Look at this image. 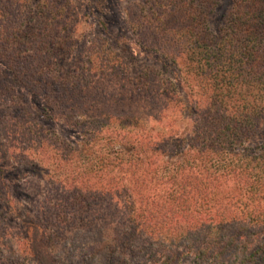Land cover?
<instances>
[{"label": "trees", "instance_id": "16d2710c", "mask_svg": "<svg viewBox=\"0 0 264 264\" xmlns=\"http://www.w3.org/2000/svg\"><path fill=\"white\" fill-rule=\"evenodd\" d=\"M62 2L35 3L31 20L40 23L39 37L56 32L54 25L57 34L71 25L74 29L77 15H68ZM214 5L215 0H143L127 14L134 32L150 30L168 42L157 50L167 64L175 63L178 83L197 85L191 129L185 136L178 127L169 128L170 123L162 126L163 113L175 112L170 108L180 99L174 83L156 72L151 96L159 107L152 118L157 127H152L151 114L146 119L139 113L96 115L69 105L85 102L83 95L93 82L89 76L105 72L97 54L81 66V73L65 80L61 75L58 84L37 65L28 72V67L20 70L12 63L14 83L26 84L33 98L56 93V100L41 107L40 117L32 112L23 118L15 134L26 131L25 149L40 151L46 167L55 169L49 181L56 185L52 209L58 222L49 229L47 223L28 221L14 239L0 238V264H181L187 255L188 264H264V238L249 247L252 235L264 230V141L257 149L244 146L259 135L256 120L264 116V0H233L220 19L216 40L208 27ZM31 20L17 21L14 34L31 27ZM31 40L26 57L45 59L50 50L45 41L34 34ZM13 48L12 58L19 60L22 43ZM57 102L66 106L68 123L82 127L79 139L87 134L89 146L96 140L112 146L98 156L92 151V158L81 163L73 155L78 149L55 145L54 131L42 126L40 118L52 119ZM100 118L105 122L96 129ZM62 149L67 152L59 153ZM96 199L121 207L124 219H102L104 215L91 209L80 213ZM116 223L120 232L112 227ZM102 235L109 243L105 247Z\"/></svg>", "mask_w": 264, "mask_h": 264}, {"label": "rangeland", "instance_id": "374dc122", "mask_svg": "<svg viewBox=\"0 0 264 264\" xmlns=\"http://www.w3.org/2000/svg\"><path fill=\"white\" fill-rule=\"evenodd\" d=\"M37 1L0 0V31L2 29L5 31L3 36L0 35V238L12 235L14 239L15 235H20L24 227H27L28 221L39 225L47 223L50 225L49 229L55 227L54 222H58L52 209V203L56 197L53 192L56 185L49 181V175L55 169L50 165L46 167L40 151L33 154L31 153L33 149L31 151L25 149L28 145L26 131H22L21 135L15 134L16 125L24 123L23 118L28 119L32 112L35 113L36 118H39L42 112L41 107L50 100H56L57 98L53 97L56 93L51 91L49 94H39L33 98V95L27 92L26 84L22 83V86H18L14 83L15 77L10 72L14 71L12 68L16 69L13 64L20 67V70L27 71L28 67V72L29 67L37 65L41 67V74L51 77L54 83L58 84L62 81L61 75L65 80V77H71L72 73H81V66L87 64L91 55L97 54V60L103 63L105 72L93 78L89 76L93 82L87 91L89 95L87 92L83 95L85 102L71 101L69 105H77L74 111L81 109L96 115L101 114L102 111L118 114L139 113L146 119L148 114H151L152 127H157V123L152 124V118L159 107L158 100L151 96L152 88L157 85L152 73L156 72L160 79H169L174 83L180 99L178 106L170 108L175 109V112L173 110L169 114L163 113L162 120L165 122H162V126L170 123L169 128L178 127V131L181 130L184 136L191 129L194 101L197 98V92H195L197 85L191 83L189 87V85L184 86L182 82L179 84L181 76L175 63L167 64L169 60L157 50L167 41L155 38V33L150 30L136 33L129 27L128 11L134 13L137 10L135 6L143 0H50L56 5L63 1L67 14L77 15L76 25L74 29L71 25L62 32L59 30V34H57L58 28L54 25L56 32L51 31L43 37L38 36L40 23L31 20V12L35 9ZM145 1L155 2V0ZM232 1L215 0V7L208 23L209 32L214 40H216V29L219 27L220 19L229 9ZM22 20H31L33 25L21 27L19 32L14 34L17 28L16 22ZM7 29H12L13 32L9 35ZM33 34L37 39L44 40L45 47L50 49L45 59L39 60L37 56L26 57L29 54L26 51L30 49ZM19 43H22L23 49L19 60H15L12 58L13 47ZM24 57L26 58L22 59ZM143 82L146 85L141 86ZM54 108V112H51L53 118L46 119L42 116L40 120L44 119L41 125L54 131L55 145L61 147L66 143L67 146L78 149L73 155L78 156L79 162L87 163L88 157L92 158V151L98 156L106 151L104 148L112 146V144H106L104 140L91 141L93 145L89 146L87 134L79 139L78 134L82 127L71 126L63 115L66 106L57 102ZM100 120V124L96 123L94 128L98 129L105 122V118ZM256 121L259 122V135L244 144L246 147L252 146L255 149L260 148L261 141H264V116ZM63 151L67 152L62 149L59 153ZM157 158L156 156L155 160ZM155 164L157 166V162ZM84 165L81 166L84 167ZM94 201L95 204H93ZM94 201L90 202V207L85 209V212L77 211L75 214L80 215L79 212L89 214L91 209V213L94 210L104 215L102 219H113L119 223L121 219H124L125 215L121 207L116 209L112 204L108 207L107 199ZM45 205L49 207L45 208ZM40 207L45 208L44 212H40ZM45 216L48 219H43ZM115 225L120 232L121 227L117 223L112 227L115 228ZM138 236L143 241V236ZM93 237L96 239L98 236L93 235ZM103 237V235L100 236V239H104L102 246L105 247L109 243L107 238ZM263 238L264 230L261 229V232L257 230L251 237L249 247L252 248ZM100 249L103 247L100 246ZM6 256L8 257L7 253H5ZM190 258L191 256L188 255L182 257L181 264H188ZM79 260L78 255L77 261ZM79 264H83L82 261Z\"/></svg>", "mask_w": 264, "mask_h": 264}]
</instances>
